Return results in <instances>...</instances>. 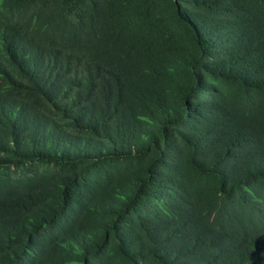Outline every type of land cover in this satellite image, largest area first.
Instances as JSON below:
<instances>
[{"label":"trees","instance_id":"16d2710c","mask_svg":"<svg viewBox=\"0 0 264 264\" xmlns=\"http://www.w3.org/2000/svg\"><path fill=\"white\" fill-rule=\"evenodd\" d=\"M0 264H264V0H0Z\"/></svg>","mask_w":264,"mask_h":264}]
</instances>
